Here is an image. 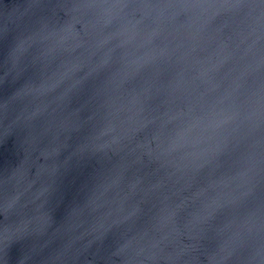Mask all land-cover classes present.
Masks as SVG:
<instances>
[{
    "label": "water",
    "instance_id": "1",
    "mask_svg": "<svg viewBox=\"0 0 264 264\" xmlns=\"http://www.w3.org/2000/svg\"><path fill=\"white\" fill-rule=\"evenodd\" d=\"M0 264H264V0H0Z\"/></svg>",
    "mask_w": 264,
    "mask_h": 264
}]
</instances>
